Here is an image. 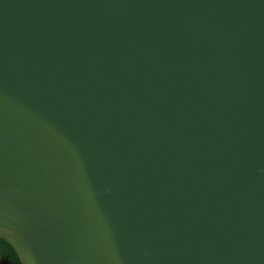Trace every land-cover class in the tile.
<instances>
[{"label": "water", "instance_id": "obj_1", "mask_svg": "<svg viewBox=\"0 0 264 264\" xmlns=\"http://www.w3.org/2000/svg\"><path fill=\"white\" fill-rule=\"evenodd\" d=\"M0 239L264 264V0H0Z\"/></svg>", "mask_w": 264, "mask_h": 264}, {"label": "flooded vegetation", "instance_id": "obj_2", "mask_svg": "<svg viewBox=\"0 0 264 264\" xmlns=\"http://www.w3.org/2000/svg\"><path fill=\"white\" fill-rule=\"evenodd\" d=\"M0 264H21V263L19 262L18 257L16 260L13 258V255L11 254V252L8 250L7 247H0Z\"/></svg>", "mask_w": 264, "mask_h": 264}, {"label": "trees", "instance_id": "obj_3", "mask_svg": "<svg viewBox=\"0 0 264 264\" xmlns=\"http://www.w3.org/2000/svg\"><path fill=\"white\" fill-rule=\"evenodd\" d=\"M0 247H7L8 250L11 252V254L13 255V258L16 260V254L15 252L12 250V248L10 247L11 245H8L4 240L0 239Z\"/></svg>", "mask_w": 264, "mask_h": 264}]
</instances>
